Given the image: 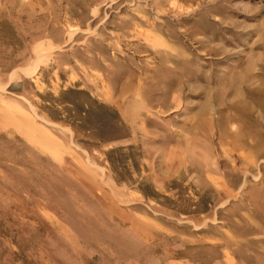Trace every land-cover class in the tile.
<instances>
[{"label":"rangeland","instance_id":"obj_1","mask_svg":"<svg viewBox=\"0 0 264 264\" xmlns=\"http://www.w3.org/2000/svg\"><path fill=\"white\" fill-rule=\"evenodd\" d=\"M0 264H264V0H0Z\"/></svg>","mask_w":264,"mask_h":264}]
</instances>
